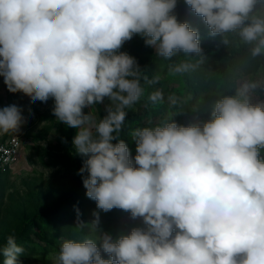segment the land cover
Returning <instances> with one entry per match:
<instances>
[{
    "label": "clouds",
    "instance_id": "1",
    "mask_svg": "<svg viewBox=\"0 0 264 264\" xmlns=\"http://www.w3.org/2000/svg\"><path fill=\"white\" fill-rule=\"evenodd\" d=\"M184 2L211 36L238 32L253 57L264 51L258 0ZM176 5L0 0V77L7 90L31 103L53 100L56 120L77 129L73 145L85 157L79 174L87 198L100 211L120 209L143 224L114 237L98 227L99 212L85 223L77 209L82 238L64 240L55 264H264V103L251 102L255 82L218 100L202 124L167 119L135 127L134 158L120 139L147 80L136 59L120 51L123 44L140 36L164 59L203 51L199 32L172 14ZM192 67L180 62L170 71ZM148 100L162 103L164 93L157 89ZM101 105L102 117L95 111ZM23 112L16 104L0 108V135L18 133ZM24 251L8 235L0 245L2 264H18Z\"/></svg>",
    "mask_w": 264,
    "mask_h": 264
},
{
    "label": "rangeland",
    "instance_id": "2",
    "mask_svg": "<svg viewBox=\"0 0 264 264\" xmlns=\"http://www.w3.org/2000/svg\"><path fill=\"white\" fill-rule=\"evenodd\" d=\"M172 14L199 32L203 50L200 55L178 53L164 59L155 54L154 48L147 47L140 36H134L120 49L136 59L147 77L141 81L144 95L128 111L120 133L133 158L136 144L130 132L137 126L167 119L183 126L202 124L210 119L215 103L234 95L245 81L257 84L250 93L251 102L264 103V51L253 57L252 45L244 43L238 32L211 36L203 18L184 0H177ZM254 14L264 16V0H258ZM180 62L193 67L183 74L172 73L171 67ZM156 76L159 81L151 83ZM157 89L164 93V101L152 105L148 95ZM169 97L175 98V105ZM10 104L24 109L26 123L16 133L22 139L17 163L0 173V245L8 235L16 237L25 250L18 264H55L64 240L82 238L83 234L75 229L77 209L85 223L92 222L94 211L99 212L98 227L114 237L143 227L140 219L130 218V213L120 209L105 213L87 198L79 174L85 157L73 145L77 129L56 120L52 114L53 100L31 103L22 93H10L0 77V108ZM95 111L102 117L103 105ZM261 155L264 156V150ZM2 259L0 256V264Z\"/></svg>",
    "mask_w": 264,
    "mask_h": 264
},
{
    "label": "built area",
    "instance_id": "3",
    "mask_svg": "<svg viewBox=\"0 0 264 264\" xmlns=\"http://www.w3.org/2000/svg\"><path fill=\"white\" fill-rule=\"evenodd\" d=\"M22 139L16 133L7 137H0V172L6 171L17 163Z\"/></svg>",
    "mask_w": 264,
    "mask_h": 264
},
{
    "label": "trees",
    "instance_id": "4",
    "mask_svg": "<svg viewBox=\"0 0 264 264\" xmlns=\"http://www.w3.org/2000/svg\"><path fill=\"white\" fill-rule=\"evenodd\" d=\"M1 173V172H0Z\"/></svg>",
    "mask_w": 264,
    "mask_h": 264
}]
</instances>
